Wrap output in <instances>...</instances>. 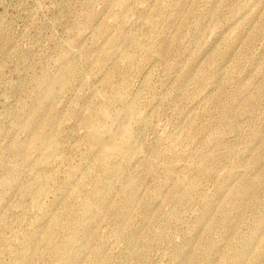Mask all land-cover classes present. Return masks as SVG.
Listing matches in <instances>:
<instances>
[{"label": "rangeland", "instance_id": "obj_1", "mask_svg": "<svg viewBox=\"0 0 264 264\" xmlns=\"http://www.w3.org/2000/svg\"><path fill=\"white\" fill-rule=\"evenodd\" d=\"M148 76L142 152L104 157L97 111ZM74 247L75 264H264V0H0V264Z\"/></svg>", "mask_w": 264, "mask_h": 264}, {"label": "bare ground", "instance_id": "obj_2", "mask_svg": "<svg viewBox=\"0 0 264 264\" xmlns=\"http://www.w3.org/2000/svg\"><path fill=\"white\" fill-rule=\"evenodd\" d=\"M124 1V0H123ZM119 2H121V1H119ZM118 3V2H117ZM118 5H121V4H118ZM130 34V33H129ZM128 35V34H127ZM124 36V35H123ZM133 36V35H132ZM129 37V36H126V37H124L123 39H121V41H118V55H119V57L121 56V58H125V60H127L128 58V54L129 53H127L128 51H127V49H128V47H131L130 45L132 44V38L133 37ZM118 37H119V35H118ZM121 38V37H120ZM135 38H133V41H135L134 40ZM116 40V39H115ZM118 40V39H117ZM120 40V39H119ZM138 41V40H137ZM113 43V42H112ZM117 43V42H116ZM138 43V42H137ZM136 43V44H137ZM134 44V43H133ZM139 45H140V42H139ZM113 46V45H112ZM115 46V45H114ZM138 46V45H137ZM136 46V47H137ZM135 47V48H136ZM140 47V46H139ZM138 49V48H137ZM116 50V49H115ZM116 54V53H115ZM130 55V54H129ZM115 56H117V55H115ZM113 57V56H112ZM120 58V59H121ZM127 58V59H126ZM114 59V58H113ZM130 59V58H129ZM132 61V60H131ZM113 62H114V60H113ZM121 62V61H120ZM126 62V61H125ZM124 62V63H125ZM128 64V63H127ZM121 65H122V63H121ZM128 65H130V64H128ZM153 70H154V72H155V68H152V72H153ZM71 71V70H70ZM73 71V70H72ZM148 71H150V70H148ZM147 72V71H146ZM62 73V72H61ZM152 74H154V73H152ZM151 74V75H152ZM58 75V74H57ZM67 75V74H66ZM148 75V72H147V74H146V76ZM55 76V75H54ZM145 76V77H146ZM154 76V75H153ZM53 77V76H52ZM150 77H152V76H150ZM55 78V77H54ZM144 79V80H143ZM143 79H141L140 81L142 82V80H143V82H142V84L140 85V87H139V83H140V81H139V83H138V86H137V92H136V94L133 96V97H131V98H126L127 96H125V94L124 93H122V92H120V90H117V91H119V92H117V93H113L112 95H110L108 98H107V100H106V102L103 104V102H102V104H103V106L99 109V111H97L99 114H98V118L96 119L95 118V121L92 123V121L93 120H91V123L92 124H90L91 125V130H92V133H93V135L100 141V146H101V151H102V153H103V155H104V157H107V156H110V155H114L115 153H120V155L122 156L121 158L124 160V159H129L133 154H135L136 155V153H137V155H138V153H141V152H138V151H140L141 150V148L143 149V141H142V134L145 132L146 133V131H142L143 130V128L145 129L146 127H144L143 126V128H142V130L141 131H138L137 129V131L133 128V125H132V123L133 122H135L138 118H139V109L137 110V108H136V104H137V102H138V100H139V98H140V95H141V92H142V89L149 83V79H150V81H151V78H149V76L145 79V78H143ZM124 80V79H123ZM58 83H60V81H57ZM67 82V81H66ZM65 84V83H64ZM59 85V84H58ZM147 87V86H146ZM149 87V86H148ZM118 89V88H117ZM114 90V89H113ZM144 90V89H143ZM96 91V90H95ZM91 92H93V91H91ZM116 92V91H115ZM135 92V91H134ZM96 93V92H95ZM98 93V92H97ZM53 94H54V91H51L50 89H48L47 90V96L48 97H53ZM104 94V93H103ZM106 94V93H105ZM104 94V95H105ZM92 95H94V94H92ZM97 96V95H96ZM95 96V97H96ZM101 96V95H100ZM103 96V95H102ZM102 96H101V98H102ZM107 96V95H106ZM105 96V97H106ZM99 97V96H98ZM50 99H53V98H50ZM98 99V98H97ZM102 100V99H101ZM104 100V99H103ZM141 100V99H140ZM100 101V100H99ZM140 102V101H139ZM109 103H117V109L112 113V114H110L109 113V111H108V105H109ZM110 104V105H111ZM97 105H99V104H97ZM96 105V107H100V106H97ZM101 105V104H100ZM113 105V104H112ZM141 105V104H140ZM138 106V105H137ZM92 109H94V108H92ZM142 109V108H141ZM144 109V108H143ZM153 109V108H152ZM90 111H93V110H90ZM145 111V110H144ZM152 111V110H151ZM94 112V111H93ZM152 112H154V111H152ZM152 112L149 114L150 116H148V117H151V114H152ZM144 114V113H143ZM96 115V114H95ZM142 115V114H141ZM93 116V115H92ZM101 117H104L105 119H106V121L104 122V123H101L100 122V118ZM103 118V119H104ZM144 118V117H143ZM142 117H141V119H143ZM140 119V118H139ZM148 120H149V118H144L142 121H143V124L145 125V126H147L146 124L148 123ZM151 120V119H150ZM88 121V120H87ZM137 124H140V123H137L136 122V125ZM141 124H142V122H141ZM89 125V126H90ZM140 126V125H139ZM31 126H29V128H30ZM135 127V126H134ZM143 132V133H142ZM144 133V134H145ZM105 135V138L103 137ZM145 136V135H144ZM143 140H144V138H143ZM95 142V141H94ZM142 142V143H141ZM56 144V143H55ZM53 145V144H52ZM52 145H47V142L45 143V147L42 149V151H43V157L44 158H47L51 153H52V149H51V146ZM143 145V146H142ZM55 146V145H54ZM56 147V146H55ZM61 149V148H60ZM57 150V149H56ZM146 152V151H145ZM41 153V152H40ZM101 153V154H102ZM120 155H118V156H120ZM115 156V155H114ZM113 156V157H114ZM134 156V155H133ZM102 157V156H101ZM111 158V157H110ZM131 159H132V157H131ZM130 160V159H129ZM40 161H41V159H40ZM38 162V161H37ZM37 162H36V164H37ZM46 162V161H45ZM124 162V161H123ZM129 162H131V161H129ZM42 163H44V162H42ZM125 163V162H124ZM127 163V162H126ZM35 165V164H34ZM38 165V164H37ZM46 165V164H45ZM48 165V164H47ZM37 167V166H36ZM41 167V166H40ZM39 167V168H40ZM43 168V167H42ZM43 169H45V168H43ZM14 170H16V168L14 169ZM35 171V170H34ZM40 171V170H39ZM30 172V171H29ZM34 173H36V172H34ZM42 173H44V172H42ZM36 175V174H35ZM51 175V174H50ZM32 178V177H31ZM49 178H50V176H49ZM30 179V178H29ZM30 180H32V179H30ZM128 180H130V179H128ZM128 180H127V183H129L128 182ZM51 181V180H50ZM37 183H36V186L34 187V189H36V191H35V195H42V196H45V195H47V194H45L46 192L48 193V189H49V184H51V182L49 183V179L46 177V178H44V179H42L41 178V180H37L36 181ZM7 183V182H6ZM28 183V182H27ZM126 184V183H125ZM8 186V185H7ZM6 187V186H5ZM4 187V188H5ZM24 187V186H23ZM51 187V186H50ZM3 188V189H4ZM131 188V187H130ZM25 190V189H24ZM27 193V192H26ZM54 195H55V192L53 193ZM57 194V193H56ZM28 197V196H27ZM24 198V197H23ZM29 200V199H28ZM27 200V201H28ZM33 200H35V197H33ZM118 200V199H117ZM24 201V200H23ZM18 202V201H17ZM29 202V201H28ZM98 202V201H97ZM122 202V201H121ZM128 199L126 198L124 201H123V204L124 205H127L128 204ZM20 203H21V201H20ZM24 203V202H23ZM26 203V202H25ZM35 203V202H34ZM42 203V202H41ZM100 203H101V201H100ZM100 203L99 204H96V205H100ZM19 204V203H18ZM22 204V203H21ZM20 204V205H21ZM94 204H95V202H94ZM102 204V203H101ZM24 205H27V204H24ZM119 205V204H118ZM23 206V205H22ZM68 207V206H67ZM66 207V208H67ZM24 208H26V206L24 207ZM31 208H33V206L31 207ZM38 208V207H37ZM36 208V209H37ZM47 208V207H46ZM49 208V207H48ZM98 208V207H97ZM96 208V209H97ZM116 209V208H115ZM33 210V209H32ZM35 210V209H34ZM40 210V209H39ZM98 211V210H97ZM114 211V210H113ZM34 212H37V210L36 211H34ZM41 213H42V209H41ZM47 213H49V211L47 212ZM93 213H95V212H93ZM114 213H115V211H114ZM122 213V212H121ZM51 215V214H50ZM50 217V216H49ZM125 217V216H124ZM64 218V217H63ZM119 218V217H118ZM44 219V218H43ZM46 219H47V217H46ZM71 219V218H70ZM69 219V220H70ZM64 220H66V219H64ZM44 221V220H43ZM46 221V220H45ZM47 221H48V219H47ZM68 221V220H67ZM72 221V220H71ZM119 220H117V222H118ZM40 222H41V220H40ZM61 222H62V220H61ZM83 222V221H82ZM44 224H45V222H43ZM67 223V222H66ZM42 224V223H41ZM41 224H39V225H41ZM47 224H48V222H47ZM118 224V223H117ZM43 225V224H42ZM46 225V224H45ZM52 226V225H51ZM56 226V225H55ZM37 227V226H36ZM42 228H43V226H42ZM115 228V227H114ZM35 229V228H34ZM38 229V228H37ZM37 229H36V232H37ZM44 229H45V227H44ZM49 229H50V227H49ZM40 230V229H39ZM52 230V229H51ZM75 230V229H74ZM72 231L70 234V236L64 241V244L66 245V246H68V245H74L75 244V239L78 237L79 238V235H82L83 234V230H82V232H79V231ZM48 231V230H47ZM53 231V230H52ZM90 231V230H89ZM88 231V232H89ZM39 232V231H38ZM79 233V234H78ZM31 234V233H30ZM40 234H41V232H40ZM51 234V233H50ZM28 235V238H29V234H27ZM65 235V234H64ZM87 235V234H86ZM116 235V234H115ZM50 236V235H49ZM68 235H66V237H67ZM88 236V235H87ZM92 236V235H91ZM27 237V236H26ZM37 237V236H36ZM65 237V238H66ZM35 238V237H34ZM81 239V238H80ZM86 239H87V237H86ZM29 240V239H28ZM78 240V239H77ZM84 240V239H83ZM30 241H33L32 239L30 240ZM35 241V240H34ZM33 241V242H34ZM37 241V240H36ZM79 241V240H78ZM28 242V241H27ZM48 242V241H47ZM61 242V241H60ZM52 243H53V241H52ZM56 243H57V241H56ZM86 243V242H85ZM84 243V245H86ZM89 243V242H88ZM31 244V243H30ZM46 244V243H45ZM82 244V243H81ZM99 245V244H98ZM30 246V245H29ZM50 246V245H49ZM81 246V245H80ZM79 246V247H80ZM95 246V245H94ZM31 247V246H30ZM52 247V246H51ZM50 247V248H51ZM82 248V247H81ZM85 248V247H84ZM33 249V251H34V248H32ZM45 249V248H44ZM54 249V248H53ZM57 249L59 250V246L57 247ZM100 249V248H99ZM54 250H56V249H54ZM53 250V251H54ZM82 250V249H81ZM32 251V250H31ZM84 251V250H83ZM60 252V251H59ZM88 252V251H87ZM96 252V251H95ZM65 253V252H64ZM66 253H68L66 256H64L65 257V259H64V262H63V264H75V261L77 260V258H79L78 256H79V254H80V252H79V250H77L75 247L72 249V251L69 253V252H66ZM84 253V252H83ZM100 253V252H99ZM59 254H61V255H58L57 253H56V255L58 256V257H60V256H62V252L61 253H59ZM95 254V253H94ZM53 255H54V253H53ZM93 255V254H92ZM86 256V255H85ZM104 256V255H103ZM128 256V255H127ZM137 256V255H136ZM98 257V256H97ZM82 259H84L83 257H81ZM95 258V257H94ZM91 259L90 260V263L89 264H98V261H97V259L95 258V259ZM101 258V257H100ZM103 258H105V257H103ZM121 258V257H120ZM123 258V257H122ZM121 258V259H122ZM56 261V260H55ZM61 261H62V259H61ZM81 261V260H80ZM79 261V262H80ZM26 262H28V261H26ZM29 263V262H28ZM61 263V262H60ZM77 263V262H76ZM21 264V263H20ZM27 264V263H26Z\"/></svg>", "mask_w": 264, "mask_h": 264}]
</instances>
